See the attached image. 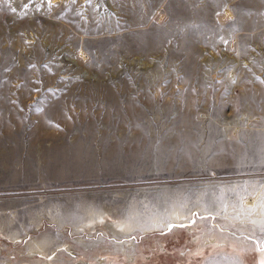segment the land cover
I'll list each match as a JSON object with an SVG mask.
<instances>
[{
	"label": "rangeland",
	"instance_id": "rangeland-1",
	"mask_svg": "<svg viewBox=\"0 0 264 264\" xmlns=\"http://www.w3.org/2000/svg\"><path fill=\"white\" fill-rule=\"evenodd\" d=\"M264 0H0V264H261Z\"/></svg>",
	"mask_w": 264,
	"mask_h": 264
},
{
	"label": "crops",
	"instance_id": "crops-1",
	"mask_svg": "<svg viewBox=\"0 0 264 264\" xmlns=\"http://www.w3.org/2000/svg\"><path fill=\"white\" fill-rule=\"evenodd\" d=\"M261 264H264V260H263V262H261Z\"/></svg>",
	"mask_w": 264,
	"mask_h": 264
}]
</instances>
